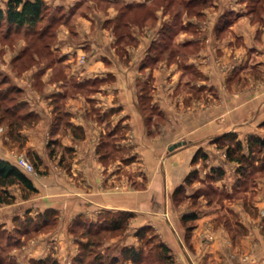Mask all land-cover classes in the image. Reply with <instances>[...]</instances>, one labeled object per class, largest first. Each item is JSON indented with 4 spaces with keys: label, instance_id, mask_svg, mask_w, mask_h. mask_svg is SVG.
<instances>
[{
    "label": "crops",
    "instance_id": "1",
    "mask_svg": "<svg viewBox=\"0 0 264 264\" xmlns=\"http://www.w3.org/2000/svg\"><path fill=\"white\" fill-rule=\"evenodd\" d=\"M48 1L58 14L53 36L37 40L25 71L31 87L23 100L37 119L21 124L23 145L0 144L1 158L17 164L20 152L36 163L37 173L26 172L36 191L23 197L21 185L10 187L16 199L0 203L2 229L20 231L28 216L53 210L60 223L52 235L68 240L73 261L80 252L74 222L125 212L130 225L113 239L121 247L137 245V230L148 226L177 264H264L263 201L203 202L187 230L181 217L189 211L174 199L190 172L199 176L223 161L216 138L254 134L264 119V0ZM211 33L215 49L208 52ZM218 60H231L227 72ZM239 78L254 80L256 91L243 88L236 97ZM200 148L209 154L206 168L193 162ZM228 209L245 230L221 217ZM32 245L33 253L26 246L8 253L18 264L64 254L61 243L54 250Z\"/></svg>",
    "mask_w": 264,
    "mask_h": 264
},
{
    "label": "rangeland",
    "instance_id": "2",
    "mask_svg": "<svg viewBox=\"0 0 264 264\" xmlns=\"http://www.w3.org/2000/svg\"><path fill=\"white\" fill-rule=\"evenodd\" d=\"M48 3L49 9L47 10L45 17L43 20H41L37 27L35 29H29V27H18L10 25L6 20L3 21L2 25L0 26V144H6L9 145V141L15 142V144H19L20 146L22 144V139L20 138V123L22 121V115L24 112H27L29 107H27L24 104H20L21 101H23V98H26L28 95H26L25 92H27V89L30 88V82L28 77V73H25V71L29 67V62L32 61L30 59H33V56L37 53V40L38 35L40 33V30L46 26V24L53 22V8H51L53 5L49 3L48 0H46ZM95 2H98L97 6L105 5L104 0H95ZM110 3V2H109ZM112 6V3H110ZM0 6L3 8L7 7V0H0ZM173 6H179L178 3L173 2ZM208 6V4H206ZM139 14V13H138ZM145 15V14H144ZM143 15V16H144ZM234 16V15H233ZM231 16V17H233ZM138 17H140L138 15ZM149 16H147L148 18ZM212 18V17H211ZM234 18V17H233ZM53 28V25H51ZM50 27V28H51ZM52 30V29H51ZM53 31V30H52ZM34 42V45H30ZM29 44V45H28ZM40 46V45H39ZM213 46V39H212V33L209 35L204 42V47L208 52H211L212 49H215ZM26 49V50H25ZM99 50V49H98ZM235 53V52H234ZM233 57L235 58V54H241L240 52H237L234 54ZM23 54V55H21ZM236 55V56H237ZM20 56V57H19ZM22 56H24V59H19ZM232 57V58H233ZM85 58L82 57L81 60H84ZM231 61V60H230ZM225 62L218 60L215 64L219 65V69L222 72H227L229 69V65L231 62ZM235 61V60H234ZM238 63V62H237ZM36 63H32L31 66L35 65ZM30 66V67H31ZM25 73L24 75V81L22 82L21 75ZM240 73V71H239ZM21 76V77H20ZM240 79V78H239ZM237 79L236 81H238ZM26 80V81H25ZM248 81V80H247ZM244 82L242 79H240L239 83L235 86V91L237 94L235 95L240 96L241 94L238 92L242 90L243 88H251L253 91H256L257 87L254 83V80H249L248 82ZM264 82V80H263ZM247 83V84H246ZM262 83V82H261ZM246 84V85H245ZM242 85V87H240ZM24 86V87H22ZM18 87L21 88V91L18 90ZM262 97H264V88L262 89ZM25 93V94H24ZM30 97V96H29ZM225 97V96H224ZM31 98V97H30ZM264 99V98H263ZM34 100V99H33ZM29 105V104H28ZM232 110V109H230ZM229 112V111H228ZM26 123L28 121L30 123H33L36 121V115L30 114L28 117L24 118ZM14 120V123L10 125V122ZM22 122V123H24ZM256 133L254 134H248L247 132L244 133V131H238V133L234 130L228 131L224 134H222L220 137L226 135V134H234L233 136L228 135L227 137H224L222 141H212L214 142V147L218 150V152L221 153V156L223 157V161L215 160L216 164H219L217 167H221L225 174L218 178L213 179L211 177L212 169L206 168L209 166V163L207 164V160L209 159V154L207 155V158H199L200 161L206 162V172L202 173L198 176L199 180H196L194 183H188V188H184V190L177 195H174L175 203L176 205L185 204L186 209L189 211L187 214H198L197 211H199V208L203 204V202H220L223 204H226L225 207L229 208L230 202H256L255 200L259 202H264V150L259 151L255 150L254 155V163L251 167H248L247 171L243 174L238 171L239 164H234V162L228 160L227 158V146L229 144H234L236 140H241L244 143L245 146V152L249 154L248 151V141L247 138L250 135H257L264 137V119L260 121L255 128ZM253 131V132H254ZM240 134H247L245 139H239ZM241 135V136H242ZM203 148V147H202ZM200 148V149H202ZM204 151V150H203ZM17 159L19 156H26L33 164L35 165V162L30 159L25 153H17ZM225 163H231L234 164V167H225ZM38 169L35 166V171L33 173H37ZM234 182L232 183V181ZM224 181L230 182L229 184L232 185V189L229 191V189L226 188V185ZM193 186V187H192ZM22 191L23 197H27L31 195L32 193L29 192L28 189L23 188L22 186L19 187ZM262 199V200H261ZM261 200V201H260ZM225 202V203H224ZM194 210V212L190 211ZM230 211V209H228ZM232 214L224 213V215L221 217L227 218L229 221V225H232L233 223H237V227L235 230L243 231L244 226L239 223V217L238 214L234 210L230 211ZM117 213H109L106 214V216L111 217L112 215H115ZM264 214V212H263ZM55 214L50 215V219L45 221V223H41L42 225L37 226V222L30 223L27 227H29L28 230H26L25 225H20V231L17 229H2L0 226V258L3 260L2 264H16V258L11 253H8L9 250L15 249L16 247L26 246L27 251H30V253H33L35 247L32 244L41 245L42 243L47 244V247L54 250L60 249V243L64 245L59 251H62V257L60 258L57 254L50 255L52 258H57L56 264H73L75 261H70V248H69V242L67 239L65 240H56L52 234L59 226L60 220L59 216ZM182 219V217H181ZM184 225L186 226V229L189 230L193 224H195L196 220L194 218L188 219L187 221H184L182 219ZM235 221V222H234ZM43 222V221H41ZM130 225V219L126 220V229H128ZM233 226V225H232ZM89 227L88 221L84 223L75 224V222L71 225L72 231L77 236L78 246L80 251H82V243L81 242H91L88 248V253H90L87 257L86 263L82 264H89V262L93 259V257L98 254L99 252L103 255H107V259H105V262H102V264H177L178 258L176 259V256L171 251L172 249L168 246V244L160 237L159 234H156V229L154 227H142L137 230H142L146 228L143 231V236H138L139 243L137 245H131L126 242L125 246H122V242L119 240H113L116 236L120 235L122 231L118 230H102L100 233H86L87 228ZM95 226H93V229ZM94 231V230H93ZM44 233H51V235L48 234V239L42 240L43 237H39L37 240H35L36 237H38L40 234ZM45 236V235H44ZM23 237L22 240L20 238ZM16 238H19L18 241H16ZM31 239H34L31 240ZM106 241V242H105ZM164 243L169 247V250L166 253H163V248L161 247V244ZM108 244V245H106ZM128 246H135V248L140 249L141 256L138 260H134L131 258L127 259L122 255V249L124 247ZM53 247V248H52ZM117 247H119L117 249ZM25 249V250H26ZM87 250V249H86ZM106 251V253H104ZM84 252V251H82ZM118 253V260L117 261H111V259L116 256ZM109 254V255H108ZM23 257L20 256V258L26 259V255L23 253ZM57 256V257H56ZM60 258V259H58ZM138 258V257H137ZM34 258L29 260V264H38L34 263ZM1 263V262H0ZM23 264V263H22ZM48 264H52V261L50 260Z\"/></svg>",
    "mask_w": 264,
    "mask_h": 264
},
{
    "label": "trees",
    "instance_id": "3",
    "mask_svg": "<svg viewBox=\"0 0 264 264\" xmlns=\"http://www.w3.org/2000/svg\"><path fill=\"white\" fill-rule=\"evenodd\" d=\"M48 9L49 7L46 0H7L6 8L0 6V26L2 25L3 21L6 20L12 26H16V25L18 27L27 26L29 27V29H35L38 23L44 19ZM57 18H58V14L57 13L53 14V22L46 24V26H44L40 30L38 38L45 37L46 39H51V37L53 36L51 25H54ZM18 90L21 91V88L18 87ZM20 104H24L28 107V103L25 100L21 101ZM21 115H22V121L20 123V126L22 122L26 121L24 118L28 117L30 113H28L27 111ZM30 122L28 121V123ZM12 123H14V120L10 122V125ZM228 135L233 136L234 134L233 133L226 134L222 137L216 138L214 141L216 140L222 141L223 138L227 137ZM247 141H248L249 154L245 152L244 150L245 146L241 140H236L234 144H229L227 146L228 160L237 161L239 163L238 171L243 174L247 171L248 167H251L255 162L254 161L255 150H259V151L264 150V137L257 135H250L248 136ZM207 155L208 154L205 151H203V149H199L193 157V162L198 161L199 158H207ZM224 174L225 172L221 167L212 168L211 177L213 179H218L222 177ZM196 179H198V174L197 171L194 170L190 172V174L186 177V184L193 183ZM16 184H19L23 188L28 189L29 192L36 191L34 183L23 169H21L17 164H14L9 160L0 157V203H11L15 201L16 197L11 192L10 187ZM184 188H185V184L180 185L176 189L174 195H177L178 193L182 192ZM51 214H55V212L53 210H50L48 212L41 213L35 217L30 215L26 218L27 221L26 224L28 226L32 222H37L36 227H38V225L41 226L43 223H45V221L47 222V220L50 219ZM129 215L130 214L123 212L108 217L105 214L101 222L88 223L89 227L87 228L86 233L89 232L100 233L102 230L104 231L108 229L124 231L126 229L125 227L126 220L127 219L129 220ZM192 218L195 219L196 214H191V215L185 214L182 216V219L184 221H187L188 219H192ZM40 221H43L42 224ZM93 226H95L94 229ZM145 229L146 228L139 230L137 232V235L143 236V231ZM81 243L83 246L82 251L84 252L82 251L79 252V254L74 259L75 262L73 264H82L84 262L86 263L87 261L86 256L90 254L88 253V248L91 242L88 241ZM161 247L163 248L162 249L163 253L167 254L169 247L164 243L161 244ZM142 253L143 252H141L140 249L135 248V246H128L122 249V255H124V257L127 259L132 257V259L138 260ZM107 258H108L107 255H103L102 253L99 252L93 257V259L89 262V264H102V262H105V259ZM3 260H4V256H3ZM3 260L0 258V262H1L0 264H2ZM50 260L52 261V264H56V261L52 258L33 260V262L38 264H48ZM117 260H118V256H114L111 259V261H117Z\"/></svg>",
    "mask_w": 264,
    "mask_h": 264
},
{
    "label": "built area",
    "instance_id": "4",
    "mask_svg": "<svg viewBox=\"0 0 264 264\" xmlns=\"http://www.w3.org/2000/svg\"><path fill=\"white\" fill-rule=\"evenodd\" d=\"M17 165L25 172L33 173L35 171V165L26 156H19L17 159Z\"/></svg>",
    "mask_w": 264,
    "mask_h": 264
},
{
    "label": "water",
    "instance_id": "5",
    "mask_svg": "<svg viewBox=\"0 0 264 264\" xmlns=\"http://www.w3.org/2000/svg\"><path fill=\"white\" fill-rule=\"evenodd\" d=\"M181 142H178L177 144H174L173 146L170 147V149H173L174 147H176L178 144H180Z\"/></svg>",
    "mask_w": 264,
    "mask_h": 264
}]
</instances>
